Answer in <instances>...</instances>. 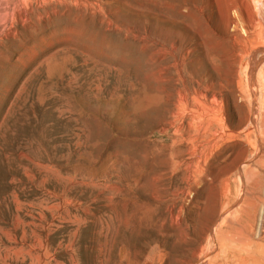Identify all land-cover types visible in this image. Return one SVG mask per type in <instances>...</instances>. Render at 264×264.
<instances>
[{
  "label": "rangeland",
  "instance_id": "374dc122",
  "mask_svg": "<svg viewBox=\"0 0 264 264\" xmlns=\"http://www.w3.org/2000/svg\"><path fill=\"white\" fill-rule=\"evenodd\" d=\"M10 7L0 264H264V0Z\"/></svg>",
  "mask_w": 264,
  "mask_h": 264
},
{
  "label": "bare ground",
  "instance_id": "6f19581e",
  "mask_svg": "<svg viewBox=\"0 0 264 264\" xmlns=\"http://www.w3.org/2000/svg\"><path fill=\"white\" fill-rule=\"evenodd\" d=\"M14 4V0H0V5L3 6L4 10H9L11 5ZM6 13V12H5Z\"/></svg>",
  "mask_w": 264,
  "mask_h": 264
}]
</instances>
